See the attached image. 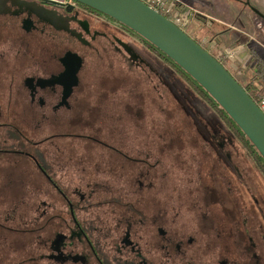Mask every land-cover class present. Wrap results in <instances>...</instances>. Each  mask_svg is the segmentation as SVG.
I'll return each instance as SVG.
<instances>
[{"label": "flooded vegetation", "instance_id": "flooded-vegetation-1", "mask_svg": "<svg viewBox=\"0 0 264 264\" xmlns=\"http://www.w3.org/2000/svg\"><path fill=\"white\" fill-rule=\"evenodd\" d=\"M127 35L77 2L0 0V264H264V192L223 136L175 150L124 132L139 104L85 101L101 54L157 76Z\"/></svg>", "mask_w": 264, "mask_h": 264}, {"label": "rangeland", "instance_id": "rangeland-1", "mask_svg": "<svg viewBox=\"0 0 264 264\" xmlns=\"http://www.w3.org/2000/svg\"><path fill=\"white\" fill-rule=\"evenodd\" d=\"M239 1L244 3L247 1L264 16V2L259 3L261 2L259 0L258 2L256 0ZM248 17L253 19L251 13L248 14ZM258 23L255 22L253 26L251 24L247 26L250 30H253V28L257 27ZM201 25V22L194 21L187 29V33L191 34L193 39L197 40L199 44H202V38L204 37L202 33L201 35L197 34V27H201ZM262 27L264 29V24L261 25V28ZM203 34H205V32ZM136 38L138 37L127 35L126 41L138 50L139 55L148 61L154 70H158L161 74L158 75V72L155 71L157 73V76H155L154 73H149V71L146 70L136 68L130 69L117 60L114 61L113 59H109L108 56L113 55L101 54L98 58L95 57L94 69L89 72L84 80V85L89 86V91L85 90V101L96 106L95 112L104 111L106 113V115L103 114L104 117L112 115L111 112L118 113L125 101L129 103L135 102L143 108V113L137 117V119L132 120V122L127 121L125 124V133L147 135L173 134L174 139H178V142H181L180 148L175 144V150L183 149L190 152L194 151V153L205 147V143L193 140L194 136L202 137L194 122L195 120L198 124L203 123V120L197 115V113H200L202 118L215 128V131L211 127L208 128L210 133L216 134L218 130L223 133L220 136H223L227 140L226 149L230 152L233 151L234 159L237 161V164L242 168L251 166L255 168V171L250 173V181L252 180L254 182L256 189L259 188L264 192L263 178H261V174L255 167V161L251 159L248 153L239 145L237 139L232 136L226 123L222 119L220 120L218 114L215 113V110H213L207 102L200 99L189 88V83H186L179 75L173 72L154 52L149 50ZM231 41L230 43L229 38L226 39V42H229L227 44H232L233 40ZM262 41L264 43V39ZM235 43H237V41ZM237 45L238 43L236 45L232 44V46ZM221 46L227 47L224 42H221ZM244 75H251L250 69H248ZM240 77L243 78L244 76ZM240 77L236 78L241 79ZM171 88H173L174 92ZM120 94L123 95L121 98H118ZM169 104H171V106L176 105L183 114H181L180 111L178 113L171 111V107L169 110ZM109 109L111 110L109 111ZM102 116L94 113L93 118L97 119L99 117V119H103ZM196 118L199 121H197ZM116 122V124L111 122L99 124L106 129L111 127L108 126L109 124L115 125L116 133H118V127H120L118 119ZM231 143L233 145H231ZM160 145H162L161 142ZM163 149H165V146ZM194 160L196 163L197 160ZM257 194L259 193H256V195Z\"/></svg>", "mask_w": 264, "mask_h": 264}, {"label": "water", "instance_id": "water-1", "mask_svg": "<svg viewBox=\"0 0 264 264\" xmlns=\"http://www.w3.org/2000/svg\"><path fill=\"white\" fill-rule=\"evenodd\" d=\"M72 1L127 27L167 55L211 95L264 158V112L235 77L186 32L139 0Z\"/></svg>", "mask_w": 264, "mask_h": 264}, {"label": "trees", "instance_id": "trees-1", "mask_svg": "<svg viewBox=\"0 0 264 264\" xmlns=\"http://www.w3.org/2000/svg\"><path fill=\"white\" fill-rule=\"evenodd\" d=\"M192 5L199 6L201 3L198 2V0H184ZM213 6L212 8L207 10L214 14L216 17H219L223 19L225 22L229 24H233L236 27H240L242 29H246L248 24L254 25L255 22H259L256 28H253V32L257 36H262V33H264V30L261 28V25L264 24V20L260 18V16L256 13L257 9L250 5L247 1L244 3L239 0H212ZM202 5V4H201ZM97 12V11H96ZM251 13L253 15V21H251L247 14ZM256 20V21H254ZM114 21V20H113ZM261 24V25H259ZM202 26V25H201ZM214 26V25H213ZM203 27V26H202ZM127 28V27H126ZM128 29V28H127ZM204 29V28H202ZM215 27L210 28V30H205V35L209 37H213L215 33L213 30ZM130 32H132L135 36H137L141 42L152 52H154L157 57L164 62L168 67L171 68L173 72H175L177 75H179L186 83H189V88L202 100L208 103V105L215 110V113L218 114L220 120L222 119L230 133H232V136L237 139L239 145L248 153V155L253 159L255 162V167L258 170V172L261 174L262 178H264V158L259 153V151L256 149V147L251 143V141L248 139V137L243 133V131L237 126V124L230 118V116L222 109V107L209 95V93L201 87L186 71H184L178 64H176L174 61H172L167 55H165L163 52H161L159 49H157L155 46H153L151 43L128 29ZM187 33V32H186ZM226 34L230 33L229 29L225 30ZM191 38L193 36L189 33H187ZM197 34L201 35V33L198 32ZM212 34V35H211ZM203 35V34H202ZM235 34H231V37ZM237 35V34H236ZM236 36H234L235 38ZM242 38V37H241ZM239 39V38H238ZM197 43L198 41L195 40ZM250 51V65H251V75L244 76L243 78L240 77L235 79L240 83V85L247 91V93L250 95V97L255 101L256 104H259V101L261 97L264 95V54L260 53L256 48L251 47L249 49ZM213 56V55H212ZM215 57V56H213ZM158 72V75L161 73L158 70H155ZM171 90L174 92L173 88ZM174 112H179L181 114L182 111L176 107V105L171 106L169 104L168 109ZM188 111V110H187ZM197 115L203 120V123H197L195 120V124L197 125V128L200 132L201 136H206L210 134V131L208 128H213L211 124L208 121H205L202 118V115L200 113H197ZM197 121H199L196 118ZM215 131V128H213ZM217 135H222L223 133L221 131H216ZM194 141H198L201 143H204V140L201 137L194 136ZM177 145L178 148L181 147V142H178V139H174V146ZM218 149V147H216Z\"/></svg>", "mask_w": 264, "mask_h": 264}, {"label": "built area", "instance_id": "built-area-1", "mask_svg": "<svg viewBox=\"0 0 264 264\" xmlns=\"http://www.w3.org/2000/svg\"><path fill=\"white\" fill-rule=\"evenodd\" d=\"M57 2L72 0H53ZM145 5H147L152 10L161 14L163 17L168 19L171 23L177 26L179 29L187 32V29L194 21L202 23L203 28L210 29L215 23L219 21L201 11L197 8L186 3L184 0H139ZM202 46L206 51L215 58L227 69L233 72V77H240L244 75L247 66L244 64L242 68H237L239 63V58L242 54L246 53V48L243 45L229 46V47H219L210 37L202 38ZM228 70V69H227ZM228 70V71H229ZM229 71V72H230ZM232 74V73H231ZM236 74V75H235ZM258 107L264 112V95L261 97Z\"/></svg>", "mask_w": 264, "mask_h": 264}, {"label": "crops", "instance_id": "crops-1", "mask_svg": "<svg viewBox=\"0 0 264 264\" xmlns=\"http://www.w3.org/2000/svg\"><path fill=\"white\" fill-rule=\"evenodd\" d=\"M256 1L258 2V0H256ZM259 1H261L259 3H263L264 2V0H259ZM198 2H200L202 5L200 4L198 7L195 6V5H192V4H190V5L195 7V8H197L199 11H201V12H203V13H205V14H207V15H209V16H211V17H213V18H215V19H217L219 21L218 23H215L214 26H213V27H215V29L213 30V32L215 34L214 35L211 34L213 36L212 38L210 37L211 40H213L219 47H222L221 46V42L226 43L227 47L232 46V44L236 45L237 43H238V45H243L246 48V53L242 54L241 58H239V60H240L239 63H236L237 64V68H242V66L244 64H246L247 69L243 73L245 74L248 69H250V71H251V65L249 63V61H250V54H249L250 51H249V49L251 47H254L260 53L264 54V43L262 41L264 39V38H262V37H264V33H262V36H257L252 31V29L250 30L249 27L246 28V29H242L240 27L234 26L233 24H229V23L225 22L223 19H221L219 17H216L214 14H212L211 12H209L207 10V8L210 9L213 6L212 0H198ZM248 14H247V16H248ZM250 20L252 21L253 19H250ZM251 25H252V22H251ZM202 28H203L202 26L201 27H197V30L200 33H202V34L205 32V30L206 31L210 30V29H207V28H205V29H202ZM226 29L230 30L229 34L225 33ZM262 29H263V27H262ZM231 34H235L234 36H236V37L235 38H234V36L231 37ZM203 35L205 37H209V36H207L205 34H203ZM227 38H229V42L230 43L232 42L231 40H233V43L232 44H227V43H229V42H226ZM235 40L237 41V43H235L236 42ZM227 69L229 70V68H227ZM230 73H232V75H234L232 71H230ZM243 76H245V75H243Z\"/></svg>", "mask_w": 264, "mask_h": 264}]
</instances>
